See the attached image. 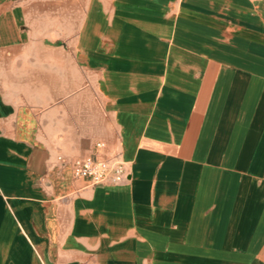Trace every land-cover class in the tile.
Wrapping results in <instances>:
<instances>
[{"label":"crops","instance_id":"1","mask_svg":"<svg viewBox=\"0 0 264 264\" xmlns=\"http://www.w3.org/2000/svg\"><path fill=\"white\" fill-rule=\"evenodd\" d=\"M0 264H264V0H0Z\"/></svg>","mask_w":264,"mask_h":264},{"label":"built area","instance_id":"2","mask_svg":"<svg viewBox=\"0 0 264 264\" xmlns=\"http://www.w3.org/2000/svg\"><path fill=\"white\" fill-rule=\"evenodd\" d=\"M73 179L84 180L86 187L119 185L127 180V169L117 155L108 159H77L71 164Z\"/></svg>","mask_w":264,"mask_h":264}]
</instances>
